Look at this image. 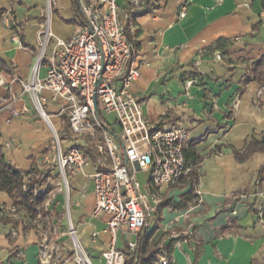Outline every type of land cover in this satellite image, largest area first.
<instances>
[{"label": "crops", "instance_id": "0c3cea01", "mask_svg": "<svg viewBox=\"0 0 264 264\" xmlns=\"http://www.w3.org/2000/svg\"><path fill=\"white\" fill-rule=\"evenodd\" d=\"M185 1L143 0L129 16L130 0H118L135 43L131 63L141 72L133 92L148 119L157 121L166 113L167 123L189 130L190 155L200 161V200L194 193L191 202L181 205L190 184L161 186L160 206L134 238L156 248L158 256L169 254L174 264H264V227L257 215L264 206V148L246 154L248 143L261 147L264 140V83L252 70L253 61L264 54L263 2L188 0L187 13L180 17ZM46 5L47 0H0V147L23 171L50 161L53 128L67 125L61 97L45 90L47 118L21 84L37 61V31ZM54 12L55 33L69 38L78 23L72 1L55 0ZM19 27L23 47L13 39ZM219 38L233 43L215 49ZM49 66L47 58L42 77ZM95 170L92 159L71 175L72 197L79 238L90 253L101 254L108 240L103 232L107 216L92 215ZM1 206L0 264H40L34 218L24 208L13 212L14 199L6 191H0ZM95 231H100L97 241L91 237ZM123 245L117 239V246Z\"/></svg>", "mask_w": 264, "mask_h": 264}, {"label": "built area", "instance_id": "2783aa9c", "mask_svg": "<svg viewBox=\"0 0 264 264\" xmlns=\"http://www.w3.org/2000/svg\"><path fill=\"white\" fill-rule=\"evenodd\" d=\"M71 1L78 23L75 32L64 38L52 28L55 0H47L44 21L37 31V61L31 76L21 84L23 91L30 94L37 111L47 118L45 90L63 99L61 113L66 115L68 133L64 139L67 144L63 146L55 128L53 144L56 163L66 183L67 200L70 198L68 174L82 171L93 159L96 203L92 215L107 216L103 232L108 235V240L101 252L104 264H125L128 255L138 247L134 237L147 225L150 213L157 211L162 202L159 188L190 184L191 167L186 157L190 133L181 124L167 123L166 113L157 121L146 117L140 98L132 90L141 72L139 66L131 63L133 45L121 19L118 0ZM142 1L130 0L129 16L138 11ZM187 8L188 0L179 7L180 17L186 15ZM13 39L19 46H24L20 27ZM215 57L222 59V52L216 51ZM47 58L50 66L42 77L40 67ZM192 82L189 80L188 84ZM110 113L116 114L114 122L120 125L119 133L113 127L114 122L104 115ZM99 135L102 138L98 139ZM88 150L95 158L87 154ZM140 169L151 172L148 180L151 197L141 189L137 177ZM195 191L199 201L201 191L197 187ZM4 209L1 206V213ZM12 211H16L15 206ZM257 215L258 222L264 227V206L257 209ZM75 222L67 204V233L74 245L72 255L66 261L94 264L79 238ZM36 226L40 228L39 224ZM55 230L60 232L61 228L55 225ZM119 231L127 234L123 247L117 246ZM39 236V263L51 264L54 252L60 248L56 242L48 244L47 233L41 229ZM91 237L97 241L100 231L93 232ZM154 264H174V259L163 253Z\"/></svg>", "mask_w": 264, "mask_h": 264}, {"label": "rangeland", "instance_id": "374dc122", "mask_svg": "<svg viewBox=\"0 0 264 264\" xmlns=\"http://www.w3.org/2000/svg\"><path fill=\"white\" fill-rule=\"evenodd\" d=\"M54 14L55 12L53 11L52 19L54 17ZM45 110L49 111L47 106H45ZM104 115L111 123H113L116 119L115 113L104 114ZM113 127L117 131V133L120 132L121 128L119 124L113 123ZM58 132L62 139L63 146L65 147L67 144V140L64 139V137L68 133V126L65 124V129H64L63 126L60 125L58 128ZM98 132L100 134V130H98ZM97 138L100 139L102 137L99 135L97 136ZM85 140L89 142L90 146L92 145V143H90L88 138H86ZM51 149H52V157L50 161L41 163L40 165L37 163L35 167L30 169L32 171L28 175L29 177H34L35 179L39 180V183L36 182L34 184L35 192L36 193L40 191L44 192L46 197L44 203L38 207L39 214L36 217H34V220L36 219L34 224L35 226L39 224L40 228L36 226L37 229L38 230L41 229L47 233L48 244L56 242V244L60 248L59 251L54 252L51 258V264H73L72 262L66 261V259L72 255L71 249L74 245L71 235L67 233V227H66L67 204L70 205V211L72 212V217L74 220H76V208L75 205L73 204V197H72V176L68 174L67 171L68 185L70 188V198L69 200H67L66 183L56 163V150L53 142L51 143ZM150 174L151 172L149 170L140 169L137 171V177L141 183V189L148 196H151V192L147 185V182L150 178ZM52 200H54L53 203L49 205V203H51ZM55 225L61 228L60 232L55 230ZM126 239H127V234L123 231H119L118 240L119 241L123 240V242L126 243ZM83 245L85 246L84 243ZM90 254L94 264H104V259L102 257V254H96V253H90Z\"/></svg>", "mask_w": 264, "mask_h": 264}, {"label": "trees", "instance_id": "16d2710c", "mask_svg": "<svg viewBox=\"0 0 264 264\" xmlns=\"http://www.w3.org/2000/svg\"><path fill=\"white\" fill-rule=\"evenodd\" d=\"M154 0H145L147 4H151ZM264 6V0H262ZM0 18H2V9L0 8ZM126 32L129 41L134 46V40L132 39L131 33L129 31V25L125 24ZM233 43V39L230 38H219L214 43L215 49L226 47ZM264 54L253 61L252 70L254 74L259 78L261 83H264ZM66 118V115H65ZM115 123V122H114ZM257 148H264V140L262 141L261 147L257 145L256 141H251L247 145V153ZM190 150V147H189ZM187 151L186 157L188 163L191 167L190 171V190L184 195L181 205H187L193 200V194L195 193L196 200L198 195L196 194V187L199 183V173L197 166L199 164V159L195 156L190 155V151ZM87 154L92 156L93 152L91 150L86 151ZM239 155V153H237ZM32 170L23 171L18 169L13 165L7 158L0 147V191H6L14 199V206L16 208H24L29 215L34 218L39 214L38 207L44 203L46 197L44 192H35L34 184L39 183V180L34 177H29L28 175ZM57 196V195H56ZM54 200L51 201L50 205ZM0 207V213H1ZM143 239L138 244L135 252L128 255L125 264H154L158 258V250L156 248H146V244L143 243Z\"/></svg>", "mask_w": 264, "mask_h": 264}, {"label": "water", "instance_id": "95a60500", "mask_svg": "<svg viewBox=\"0 0 264 264\" xmlns=\"http://www.w3.org/2000/svg\"><path fill=\"white\" fill-rule=\"evenodd\" d=\"M95 101H96V103H97V97H95Z\"/></svg>", "mask_w": 264, "mask_h": 264}]
</instances>
